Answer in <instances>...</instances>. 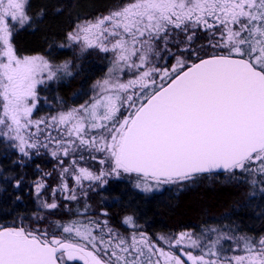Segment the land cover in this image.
Returning a JSON list of instances; mask_svg holds the SVG:
<instances>
[{
  "label": "snow or ice",
  "instance_id": "1",
  "mask_svg": "<svg viewBox=\"0 0 264 264\" xmlns=\"http://www.w3.org/2000/svg\"><path fill=\"white\" fill-rule=\"evenodd\" d=\"M30 8L0 0V191L19 202L27 183L43 214L0 224V264H264V229L232 217L153 236L135 211L116 226L88 202L112 179L147 195L223 178L247 185L246 207L264 199V0H119L78 18L60 47L106 69L83 103L55 109L41 93L73 65L17 54L14 34L44 15ZM30 166L35 179L12 174Z\"/></svg>",
  "mask_w": 264,
  "mask_h": 264
},
{
  "label": "trees",
  "instance_id": "2",
  "mask_svg": "<svg viewBox=\"0 0 264 264\" xmlns=\"http://www.w3.org/2000/svg\"><path fill=\"white\" fill-rule=\"evenodd\" d=\"M118 2L119 0H30V14L35 16L43 11L44 15L31 27L25 26L14 34L17 54L39 55L55 63L67 61L73 65L72 76L57 84H50L41 93L42 96H47L52 109L61 105L83 103L92 84L106 69L102 54L92 51L81 54L78 47H60L61 44L67 45L64 39L66 33L73 29L78 18L104 14ZM57 8H62L63 11L57 13ZM37 162L45 170H51L54 165L51 160L41 159ZM0 164L7 167L8 161L0 159ZM12 174H24L26 181L36 178L34 166L26 167L23 173L17 168ZM3 187L4 190L0 191V224L11 225L13 221L19 223L21 220L26 224L35 213L43 214L27 183L19 190L21 201L15 203L14 196L18 190L10 185ZM248 191L247 185L226 183L223 178H213L187 187L167 186L145 195L134 189L128 180H120L111 181L100 193L89 195L88 202L93 210H106L116 226H119L122 214L135 211L143 230L153 236L182 230L198 232L209 225L228 223L225 217H232L243 228L258 232L264 229V218L257 215L258 212H264V199L254 198V206L246 207ZM61 217L65 220L68 218L66 213L58 212L51 219Z\"/></svg>",
  "mask_w": 264,
  "mask_h": 264
},
{
  "label": "rangeland",
  "instance_id": "3",
  "mask_svg": "<svg viewBox=\"0 0 264 264\" xmlns=\"http://www.w3.org/2000/svg\"><path fill=\"white\" fill-rule=\"evenodd\" d=\"M74 47H77V46H75V45H73ZM79 48V47H78ZM91 51V50H90ZM89 52V51H88ZM49 86V85H48ZM49 108V107H52L51 106V104H50V102L48 101V104L47 105H44V108ZM41 114H43V111L41 112ZM54 162V161H53ZM54 164H55V162H54ZM120 180H127V179H119V180H117V179H112V180H109V183L111 182V181H120ZM167 186H172V185H165V186H163V188L162 189H164L165 187H167ZM91 194H93V193H91L90 192V195ZM35 199H36V197H35ZM37 200V199H36ZM38 202V201H37ZM26 224H28V223H26Z\"/></svg>",
  "mask_w": 264,
  "mask_h": 264
}]
</instances>
